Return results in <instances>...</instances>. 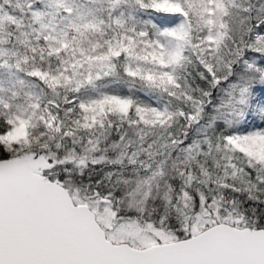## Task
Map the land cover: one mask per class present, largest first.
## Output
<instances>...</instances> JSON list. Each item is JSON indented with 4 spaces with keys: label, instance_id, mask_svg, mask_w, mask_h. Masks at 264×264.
Returning a JSON list of instances; mask_svg holds the SVG:
<instances>
[{
    "label": "snow or ice",
    "instance_id": "obj_1",
    "mask_svg": "<svg viewBox=\"0 0 264 264\" xmlns=\"http://www.w3.org/2000/svg\"><path fill=\"white\" fill-rule=\"evenodd\" d=\"M0 264H264V0H0Z\"/></svg>",
    "mask_w": 264,
    "mask_h": 264
}]
</instances>
